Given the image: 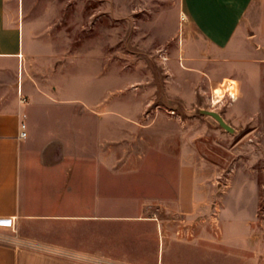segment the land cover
I'll list each match as a JSON object with an SVG mask.
<instances>
[{"label":"rangeland","instance_id":"rangeland-1","mask_svg":"<svg viewBox=\"0 0 264 264\" xmlns=\"http://www.w3.org/2000/svg\"><path fill=\"white\" fill-rule=\"evenodd\" d=\"M9 4L38 81L67 99L47 163L95 174L61 193L66 213L100 217L25 223L23 235L85 248L97 236L102 255L87 264H264V61L204 42L183 0ZM227 79L236 98L214 104Z\"/></svg>","mask_w":264,"mask_h":264},{"label":"crops","instance_id":"crops-1","mask_svg":"<svg viewBox=\"0 0 264 264\" xmlns=\"http://www.w3.org/2000/svg\"><path fill=\"white\" fill-rule=\"evenodd\" d=\"M9 3L0 0V264H87L83 257L99 261L97 236H91V248H85L77 237H61L55 243L21 231L25 223H97L100 217L66 213L68 206L61 193L72 190L71 184L84 185L83 176L95 174L78 163L71 168L62 160L47 163L48 149L62 140L61 129L68 128L67 117L60 118L67 99L59 97L57 87L52 92L38 81L27 32L12 16ZM183 3L186 17L204 42L217 50L236 49L240 56L248 55L251 48L253 62L264 61V0ZM72 100L75 108H81L82 93L75 92ZM23 121L28 127L25 140L20 139ZM76 136L83 138V131L76 129ZM75 154L79 159L83 152Z\"/></svg>","mask_w":264,"mask_h":264},{"label":"bare ground","instance_id":"bare-ground-1","mask_svg":"<svg viewBox=\"0 0 264 264\" xmlns=\"http://www.w3.org/2000/svg\"><path fill=\"white\" fill-rule=\"evenodd\" d=\"M238 87H239V84L237 80L227 79L220 88L215 89L214 93L217 95L218 99L214 101V104H218L219 102H221L222 99L226 97L227 95L234 97L233 99H235Z\"/></svg>","mask_w":264,"mask_h":264},{"label":"water","instance_id":"water-1","mask_svg":"<svg viewBox=\"0 0 264 264\" xmlns=\"http://www.w3.org/2000/svg\"><path fill=\"white\" fill-rule=\"evenodd\" d=\"M198 112L201 113V114L213 117L216 121L219 122V124L223 128H225L229 132H232V133L236 132L235 128H233L230 124H228L226 122V120L224 119V117L220 113L215 112V111H211V110H207V109H198Z\"/></svg>","mask_w":264,"mask_h":264},{"label":"built area","instance_id":"built-area-1","mask_svg":"<svg viewBox=\"0 0 264 264\" xmlns=\"http://www.w3.org/2000/svg\"><path fill=\"white\" fill-rule=\"evenodd\" d=\"M28 137V127L27 123L23 121L20 125V139L25 140Z\"/></svg>","mask_w":264,"mask_h":264}]
</instances>
